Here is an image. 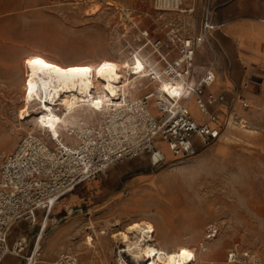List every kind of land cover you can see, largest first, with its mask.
<instances>
[{"label": "rangeland", "instance_id": "rangeland-1", "mask_svg": "<svg viewBox=\"0 0 264 264\" xmlns=\"http://www.w3.org/2000/svg\"><path fill=\"white\" fill-rule=\"evenodd\" d=\"M183 1L181 7L187 6L188 1ZM201 11V4L194 12L159 9L155 0H0V172L25 135L32 128L39 130L33 119L19 120L31 102L25 84V63L31 53L63 63L83 61L96 67L112 63L119 68L134 52L142 58L153 52V62L159 57L156 48L166 50L177 42L169 40V33L191 36L199 32ZM144 30L151 39L145 46ZM159 38L162 44L157 43ZM178 54L175 49L170 58ZM134 75V85L142 79L140 93L157 85V80L139 71ZM260 84L264 90V79ZM259 99L240 98L243 109L236 115L242 117L228 130L226 117L236 105L230 106L218 118L222 129L227 126L222 141L202 146L194 155L170 156L156 168L147 156L118 161L117 165L130 168L136 164L138 169L130 173L146 171L150 179L126 186L120 198L91 202L49 223L43 229L35 264H58L62 253L74 255L77 264H126L125 244L115 235L140 219L155 225L157 246L195 247L196 264H229L227 252L235 242L264 256V95ZM189 105L194 113L200 111L197 116L206 118L193 97ZM85 111L90 120H98V112ZM130 173L124 180L134 176ZM73 192L74 188L59 198L51 216L58 218L59 203ZM118 219L122 223L113 225ZM210 224L217 225L219 232L209 241V250L203 251L200 243ZM22 228L30 235L37 231L26 222ZM30 238L32 247L35 238Z\"/></svg>", "mask_w": 264, "mask_h": 264}, {"label": "built area", "instance_id": "built-area-1", "mask_svg": "<svg viewBox=\"0 0 264 264\" xmlns=\"http://www.w3.org/2000/svg\"><path fill=\"white\" fill-rule=\"evenodd\" d=\"M187 1L188 5L181 7L183 0H155L159 9L183 12H194L201 4L200 30L191 36H183L177 31L169 33V40L177 42L166 50L156 48L159 57L153 63H150L153 52L145 54L144 60L148 61L146 71L142 72L151 81L156 79L157 85L132 100L134 107L130 110L133 114L127 119L124 132H109L106 128L96 135L88 150V165L66 161L65 151L50 139L44 128L34 133L29 131L15 151L7 156L0 172V260L13 253L24 257L28 264L37 251L36 245L45 226H41L37 241L31 247V238L27 234H21L10 242L9 236L15 224L22 219L36 222L37 209H44L48 216L54 202L63 194L86 179L106 173L112 164L129 156H147L151 167L156 168L168 159L164 146L174 156H190L219 138L223 130L221 124L200 121L188 106L193 97L209 120L218 121L219 115L210 106L223 100L224 95L207 90L216 80L214 61L202 75L194 78L196 50L207 45L214 51L213 30L216 24L212 21L213 0ZM141 34L147 39L144 46L151 42L149 31L144 30ZM157 43L162 44L160 38ZM175 49L179 54L170 58ZM160 76L167 77L177 91H166ZM51 152L54 156H50ZM73 211V206L68 207V213ZM56 221L52 220V223ZM218 232L219 227L215 224L207 227L204 240L200 243L203 251L208 250L209 241ZM226 262L264 264V256L251 247L235 242L228 249Z\"/></svg>", "mask_w": 264, "mask_h": 264}, {"label": "bare ground", "instance_id": "bare-ground-1", "mask_svg": "<svg viewBox=\"0 0 264 264\" xmlns=\"http://www.w3.org/2000/svg\"><path fill=\"white\" fill-rule=\"evenodd\" d=\"M35 58H40L47 64L55 65L62 70L90 69L88 72L56 71L54 68L41 64L26 62L25 84L29 88L31 102L29 109H23L19 116V120L22 121L33 119L40 129L44 128L48 131L50 139L65 151L66 161L88 165L90 143L96 139L97 134H101V130L107 128L109 132L125 131L127 119H130L133 114L130 109L134 105L131 102L141 94L140 84L143 83L140 79L138 80L139 85H134L137 81V75L134 73L139 71L141 76H145L146 73L142 71H146L145 66L148 60H144L134 52L131 59L124 58L118 68L112 63H104L97 67L83 61L63 63L39 52L31 53L26 59L29 61ZM103 65H108V67L102 69ZM160 80L163 87L171 93L177 91L176 87L169 84L167 77L160 76ZM88 109L98 112L96 122L85 115V110ZM190 109L192 110L191 107ZM200 121H208L210 124L219 123V120H209L208 115L206 120ZM239 122L240 119H237L235 115L231 116L228 120V130L236 127ZM33 131L36 129L32 128L30 132L33 133ZM69 138H74V140H69ZM41 147L44 148L45 145L42 144ZM163 149L168 158L176 157L166 146ZM50 156H54V153L51 152ZM58 202L59 199L52 205L50 214L43 217L45 227L49 222L48 217H52L53 220L57 219L51 216V212ZM88 215L90 218L91 213L89 212ZM121 223L118 219L113 225ZM154 231L155 225L150 220L140 219L129 223L125 230L115 235L125 244L123 251L129 261L126 264H196L195 247L180 250L159 247L153 242ZM42 234L43 231L40 238ZM39 249L38 241L37 251L28 264H35L38 261ZM58 264H77V258L74 255L62 253Z\"/></svg>", "mask_w": 264, "mask_h": 264}, {"label": "crops", "instance_id": "crops-1", "mask_svg": "<svg viewBox=\"0 0 264 264\" xmlns=\"http://www.w3.org/2000/svg\"><path fill=\"white\" fill-rule=\"evenodd\" d=\"M213 6L212 21L216 24L213 30L214 51L207 45L196 50L195 72L198 78L214 61L216 80L207 90L223 94L224 99L212 104L210 108L220 117L221 114L227 113L230 106L236 105L234 112L226 117L228 121L232 114L242 117L240 114L236 115L243 109L239 102L240 98L259 101V98L264 95L260 84V81L264 79V0H213ZM199 8L200 5L197 10ZM198 112L200 111L196 109L195 113ZM205 117L198 116L200 120H206L207 115ZM226 131L227 126L223 129L218 141L220 139L222 141ZM128 165L112 164L106 173H100L96 177L78 183L74 187V192L59 203L57 219L62 218L70 206H73L75 210H83L91 202L100 203L109 197L110 199L120 198L126 186L137 185L150 179L151 174L146 171L130 173L138 167L136 164L131 168ZM129 173L134 176L124 180ZM44 216L47 217L45 210L37 209L36 222L26 219L17 222L10 233V242L21 234H27L34 236L35 243L43 225ZM48 218V224L52 223V217ZM23 222H26L28 226L36 227L37 231L30 235L25 232V228L20 229ZM24 262H26L24 257L13 253L5 255L0 260V264H24Z\"/></svg>", "mask_w": 264, "mask_h": 264}, {"label": "snow or ice", "instance_id": "snow-or-ice-1", "mask_svg": "<svg viewBox=\"0 0 264 264\" xmlns=\"http://www.w3.org/2000/svg\"><path fill=\"white\" fill-rule=\"evenodd\" d=\"M27 63H29V64H41V65H44L45 67H48V68H54L56 71H67V72H88V71H90V69H87V68H71V69L62 70L55 65L47 64L45 61H43L40 58H35L33 60H29V61H27ZM104 67H108V65H103L102 69ZM165 90L167 91V89H165Z\"/></svg>", "mask_w": 264, "mask_h": 264}]
</instances>
